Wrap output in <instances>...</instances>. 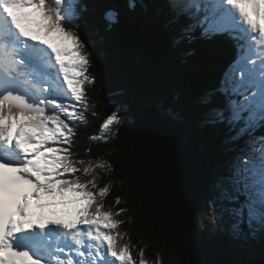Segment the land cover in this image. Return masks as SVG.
<instances>
[{"label": "snow or ice", "instance_id": "1", "mask_svg": "<svg viewBox=\"0 0 264 264\" xmlns=\"http://www.w3.org/2000/svg\"><path fill=\"white\" fill-rule=\"evenodd\" d=\"M154 7L157 17L167 9L163 23L176 44L197 31L236 43L238 59L221 88L226 106L211 108L207 122L234 130L242 124L241 133L264 122V0H165ZM128 8L146 11L149 3L129 0ZM87 12L82 0H0V264H149L144 249L137 261L130 241L120 243L123 221L115 217L126 209L114 213L103 203L111 183L100 187L96 169L111 164L94 165L73 151L77 122H87L91 107L86 85L95 83L94 53L81 36ZM104 16L115 23L119 13ZM123 123L113 112L91 139L107 140ZM215 187L209 215L218 228L227 216L234 239L264 234V150L237 157Z\"/></svg>", "mask_w": 264, "mask_h": 264}, {"label": "trees", "instance_id": "2", "mask_svg": "<svg viewBox=\"0 0 264 264\" xmlns=\"http://www.w3.org/2000/svg\"><path fill=\"white\" fill-rule=\"evenodd\" d=\"M82 3L88 5V12L81 36L94 53L90 75L95 83L86 85L91 107L86 113L87 122L76 133L73 151L94 165L98 160L111 164L109 169H96L97 183L100 187L111 183L110 193L103 200L107 208L114 213L126 209L115 217L123 221L117 230L123 236L122 243L130 241V250L137 261L139 251L144 249L149 264H192L164 239L161 222L149 201L130 180L136 156L131 137L134 114L142 104H161L186 123V134L197 139L209 167L208 187L199 201L201 216L207 210V202L216 196L214 184L219 177L228 174L237 157L257 149L259 141L264 143V125L248 129L251 136H241L242 124L234 130L226 123L207 122L211 108L226 106L227 97L221 91L222 73L236 55V43L229 37L207 41L196 34L191 41L176 44L175 31L163 23L167 9L159 17L155 14L154 6L164 5L165 0H148L146 11L137 9L135 12L129 10V0H82ZM110 9L119 13L115 23L105 19L104 14ZM205 98L210 103H205ZM113 112L120 115L124 123L106 133L107 140L91 139L99 135L101 124ZM89 178L82 177L83 180ZM117 197L121 199L120 204L115 202ZM199 216L197 241L200 247L216 256L219 250L228 247L233 256L242 261L246 259L245 253H252L253 260L264 259V242L249 237L244 244L252 249L246 251L242 242L235 241L227 231L202 226ZM204 229L208 233H204Z\"/></svg>", "mask_w": 264, "mask_h": 264}, {"label": "water", "instance_id": "3", "mask_svg": "<svg viewBox=\"0 0 264 264\" xmlns=\"http://www.w3.org/2000/svg\"><path fill=\"white\" fill-rule=\"evenodd\" d=\"M134 115L130 180L149 201L167 243L192 264H264V259L244 263L227 249L216 256L199 246V201L209 181L200 145L185 133L184 121H175L155 103L144 104Z\"/></svg>", "mask_w": 264, "mask_h": 264}, {"label": "rangeland", "instance_id": "4", "mask_svg": "<svg viewBox=\"0 0 264 264\" xmlns=\"http://www.w3.org/2000/svg\"><path fill=\"white\" fill-rule=\"evenodd\" d=\"M196 34H197V36H199L201 39H205V40H207V41H211V38H219V37H221V36H215V37H204V36H201L200 34H199V31H197L195 34H194V38L196 37ZM247 51V49L245 48L244 49V52L242 53V54H244L245 52ZM238 59V51L236 52V55H235V57H234V60H237ZM231 61V60H230ZM229 61V62H230ZM155 104H157L162 110H164L170 117H172V119H174L175 121H179V119H177L175 116H173L172 114H171V112H169L163 105H161V104H158V103H155ZM142 105H144V104H142ZM73 150H74V148H73ZM135 154H136V152H135ZM220 178V177H219ZM215 184H216V182H215ZM215 184H214V189H216V191L214 190V192L216 193V196L215 195H213V197H212V199L214 200V199H217L218 198V196H219V191L217 190V188L215 187ZM207 187H208V184H207ZM207 189V188H206ZM205 192V191H204ZM213 194V193H212ZM203 195V194H202ZM210 196L211 195H209L208 197L210 198ZM202 197V196H201ZM209 200V199H208ZM212 200H209L207 203H208V206H207V210L206 211H204V213L201 215V216H199V219H200V221H201V225L202 226H204V225H206V228L207 229H211V230H213V229H215V228H217V229H219V230H221L220 228H218V226H217V224L212 220V218H211V215H209V213H211V209H212ZM218 202V201H217ZM225 219H226V221L224 220V221H222L221 222V224H222V231L223 232H226V230L225 229H227L228 230V228H229V226H230V223H231V221L229 220V218L227 217V216H225ZM225 222H226V224H225ZM203 223V224H202ZM207 229H204L203 231H204V233H208L207 232ZM252 239H254V240H256L257 242H264V234H253V235H251L250 236ZM248 238L249 237H247V238H244V239H238L239 241H240V243L242 242V246H245L244 247V249L246 248L247 250L246 251H248V250H250V249H252V247L251 246H246L244 243L248 240ZM120 243H122V241H120ZM237 246H239V245H237ZM245 257H246V259H244L243 260V262L244 263H252L253 261H255V260H253V259H255V257H254V255L252 254V253H245V255H244Z\"/></svg>", "mask_w": 264, "mask_h": 264}, {"label": "bare ground", "instance_id": "5", "mask_svg": "<svg viewBox=\"0 0 264 264\" xmlns=\"http://www.w3.org/2000/svg\"><path fill=\"white\" fill-rule=\"evenodd\" d=\"M198 216H199V212H198ZM198 216H197V217H198ZM197 226H198V222H197ZM198 229H199V227H198ZM116 231H117V230H116Z\"/></svg>", "mask_w": 264, "mask_h": 264}]
</instances>
